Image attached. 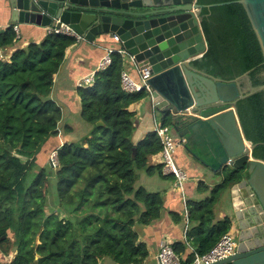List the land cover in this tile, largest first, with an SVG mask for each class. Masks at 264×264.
<instances>
[{"label": "trees", "instance_id": "trees-1", "mask_svg": "<svg viewBox=\"0 0 264 264\" xmlns=\"http://www.w3.org/2000/svg\"><path fill=\"white\" fill-rule=\"evenodd\" d=\"M234 1L195 0L204 6L206 52L192 66L225 81L248 72L250 87L263 85L262 56L242 6L207 8ZM17 41L13 25L0 30V49ZM76 44L73 37L50 33L18 47L8 60L0 59V264H99L104 258L142 264L147 252L134 226L161 216L160 194L135 185L140 171L162 177L163 166L149 164L161 145L154 132L137 143L131 140L134 113L129 107L147 93L121 89L124 64L118 53L106 69L95 72L90 86L77 88L79 114L90 125L89 134L52 149L46 158L55 151L57 165L49 171L38 163L42 147L60 133L61 108L51 98L54 76L66 50ZM236 113L244 139L257 145L252 157L264 162V92L239 100ZM161 123L170 126L166 118ZM63 129L70 132L67 125ZM234 182L226 174L206 199L187 201L193 252L182 261L187 246L173 245L181 264H191L194 254H207L230 231L229 219L215 221L213 212ZM198 184L199 191H207ZM53 186L56 208L47 212Z\"/></svg>", "mask_w": 264, "mask_h": 264}, {"label": "water", "instance_id": "water-1", "mask_svg": "<svg viewBox=\"0 0 264 264\" xmlns=\"http://www.w3.org/2000/svg\"><path fill=\"white\" fill-rule=\"evenodd\" d=\"M6 1L13 24L66 25L88 43L103 35L118 37L138 69L148 72L149 100L169 120L188 159L220 175L221 181L226 174L235 180L228 189L227 218L236 249L211 264H264V162L252 157L257 145L244 139L236 113L237 102L264 92V84L241 90L248 72L225 81L192 66L206 52L200 17L204 6L195 0ZM231 3L242 6L264 66V0L207 8Z\"/></svg>", "mask_w": 264, "mask_h": 264}, {"label": "crops", "instance_id": "crops-1", "mask_svg": "<svg viewBox=\"0 0 264 264\" xmlns=\"http://www.w3.org/2000/svg\"><path fill=\"white\" fill-rule=\"evenodd\" d=\"M18 26L19 41L8 49H0V59L8 60L14 50L18 47H25L29 43H38L46 35L48 28H42L35 25L13 24L11 23L10 8L6 0H0V30L11 26ZM119 42L106 35L96 38L94 43L85 41L79 42L71 46L65 52L64 62L54 76V84L51 93L53 101L61 108L62 125L70 117L79 116L80 104L77 95L76 82L80 78H84L96 71L97 65L105 54L106 49L119 48ZM124 68L128 71L130 76L137 80L136 72L125 64ZM129 110L134 113V132L132 135V142L137 143L142 140L146 134L153 132L154 122H161L162 117H157V112L153 108L152 102L149 98H145L137 103L132 104ZM65 122V123H63ZM60 128V127H59ZM69 134V132H68ZM67 132L60 131L59 136L50 139L44 151V163L47 161V155L52 149L59 145L71 141L67 138ZM176 140H178L176 138ZM43 151L38 155V163L42 160L40 156ZM175 163L178 167L185 172L187 180L184 183V199L185 204L187 201L200 202L209 196L211 189L221 182L222 177L215 175L209 170L194 163L187 157V153L178 147L174 155ZM160 155L156 154L150 158L149 164L157 166L160 164ZM161 165V164H160ZM163 172V171H162ZM139 187L151 193H158L162 199L161 216L158 220L146 226L136 224L134 230L137 234V242L142 245L147 252V256L142 264H159L158 253L163 245L172 247L180 243L185 245V220L183 216L184 203L181 193L174 188V179L171 175L163 172L162 177L158 175L147 176L141 172L138 175ZM203 183L207 187V191H199V184ZM230 191H225L214 208L215 221L227 218V208L230 204ZM189 225L186 229V238L188 239ZM235 234L232 229L230 231ZM189 241V240H188ZM236 241V239H235ZM191 253L189 247L186 248L182 254V261ZM99 264H114L110 259L104 258Z\"/></svg>", "mask_w": 264, "mask_h": 264}, {"label": "built area", "instance_id": "built-area-1", "mask_svg": "<svg viewBox=\"0 0 264 264\" xmlns=\"http://www.w3.org/2000/svg\"><path fill=\"white\" fill-rule=\"evenodd\" d=\"M13 31L16 34V39H19L18 26L14 25ZM50 33L73 37L76 39L77 43L84 41L81 36L76 34L70 27L66 25H60L59 28H48L47 34ZM112 39L117 43L119 42V39L116 36H114ZM113 53H118L123 60V64L129 65V67H131L137 75V80L133 79L128 73V71L124 68L120 75L121 89L125 93L129 94L145 91L147 93V98L150 99L151 88L146 83V80L149 78L148 72L140 71L134 61V58L130 56L127 51L124 50L121 46L116 49H106L104 56L101 58L100 62L97 65L96 71H102L110 65L111 55ZM95 72L91 73L90 75L84 78H80L76 82V87L84 88L90 86L93 83ZM153 132L155 133L161 145V151L159 152V155L161 161L160 164L163 166L162 171L165 174H169L173 177L174 188L181 193L183 199L182 201L184 203L183 216L185 220V245L191 249V252H193L191 246L189 245V241L186 238V229L188 225V210L187 204H185V199L183 198L184 183L188 177L184 171H182L179 167H176L174 160L175 151L178 147L181 146V141L176 140V137L173 134L170 126L162 125L161 122H154ZM49 158L52 167H55L57 165L56 152H51ZM235 249L236 241L234 239V235L231 232H228L219 239V241L207 254L203 256H198L194 254V259L191 264H211L217 262L219 260L231 256L234 253ZM157 257L159 264H181L179 257L173 252L172 247L168 245H163L160 248Z\"/></svg>", "mask_w": 264, "mask_h": 264}, {"label": "rangeland", "instance_id": "rangeland-1", "mask_svg": "<svg viewBox=\"0 0 264 264\" xmlns=\"http://www.w3.org/2000/svg\"><path fill=\"white\" fill-rule=\"evenodd\" d=\"M157 117H159V115H157ZM159 122V121H158ZM65 123V122H63ZM66 125L68 126V128L70 129V132L67 136V138L69 140H71L72 142H78L80 141L82 138L86 137L89 134L90 131V125L87 124L80 116H74V117H70L68 119V121L66 122ZM66 125H62V123L59 125V132L64 130L63 128L66 127ZM48 143H46L43 147H42V151L43 153L40 155L42 156V160L40 161V163H44V151L46 150V145ZM50 166L52 167V164L50 163V158H47V161L45 162V168L46 170L49 171ZM141 173L138 172V175ZM139 184H141V181L139 182V180L136 181V186L139 187ZM51 189L53 190V196H49L48 200H47V204H46V208H47V212H51L56 208V203H55V199H57V194L55 192L54 186L51 187ZM54 197V198H53ZM58 208V207H57Z\"/></svg>", "mask_w": 264, "mask_h": 264}, {"label": "flooded vegetation", "instance_id": "flooded-vegetation-1", "mask_svg": "<svg viewBox=\"0 0 264 264\" xmlns=\"http://www.w3.org/2000/svg\"><path fill=\"white\" fill-rule=\"evenodd\" d=\"M247 85H248L247 79L242 80V81L240 82V88H241V90H244V89L246 88ZM248 86H249V85H248Z\"/></svg>", "mask_w": 264, "mask_h": 264}]
</instances>
